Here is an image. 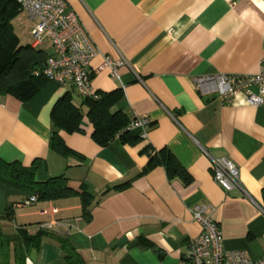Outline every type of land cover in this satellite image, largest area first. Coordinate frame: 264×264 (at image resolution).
I'll list each match as a JSON object with an SVG mask.
<instances>
[{
	"label": "crops",
	"instance_id": "1",
	"mask_svg": "<svg viewBox=\"0 0 264 264\" xmlns=\"http://www.w3.org/2000/svg\"><path fill=\"white\" fill-rule=\"evenodd\" d=\"M99 54L90 62L94 90H121L113 110L132 120H151L145 139L107 146L91 138L84 116L81 132L59 131L81 157L50 149L52 109L69 93L86 111L84 98L70 84L49 81L30 100L0 94V159L25 167L41 159L38 181L64 176L68 185L90 193L89 217L79 196L25 204L27 193L0 183V215L11 204L13 219L0 222L6 234L18 228L47 233L24 264H177L187 241L200 233L193 209L204 206L219 224L226 250L264 255V106L254 107L238 93L221 104L216 92H200L195 77L216 73L253 74L264 58V0H65ZM30 44L33 24L16 19ZM15 31V26L13 24ZM21 42V40H20ZM53 54L48 39L36 45ZM102 55L127 65L117 76L97 71ZM133 134L138 135V130ZM169 149L191 180L169 178L164 167L147 172L149 156ZM225 157L239 169L241 187L229 193L214 181L211 158ZM126 184L124 187H118ZM251 197L253 201L248 198ZM262 209H260V207ZM58 237L67 239L70 251ZM14 263L13 253L10 263Z\"/></svg>",
	"mask_w": 264,
	"mask_h": 264
},
{
	"label": "trees",
	"instance_id": "2",
	"mask_svg": "<svg viewBox=\"0 0 264 264\" xmlns=\"http://www.w3.org/2000/svg\"><path fill=\"white\" fill-rule=\"evenodd\" d=\"M19 14L15 0H0V94L11 96L20 102L30 100L49 80L42 74L47 54L30 44H21L13 28V20ZM95 97H83L86 111L72 102L69 93L57 100L52 112V131L49 138L51 150L61 156L81 157L69 148L59 135V131L67 133L81 132V122L84 116L92 125L91 138L101 146H107L115 138L125 143L132 138H138L128 129L129 119L121 110H113L122 97L121 90L110 93L97 91ZM155 165L164 167L169 178H179L188 184L191 177L167 148L158 150L149 156V161L142 172H147ZM46 169L41 159H35L25 167L19 161L6 162L0 159V183L17 191L27 193V198L35 195L37 200H56L79 196L83 206V215L89 217L88 205L91 201L90 193L84 185L74 190L68 185L64 176L52 177L46 181H38L37 173ZM121 184L118 187H124ZM13 211L8 204L4 215H0V222L11 221ZM47 236L43 230L29 234L26 229L18 228L13 234H6L0 225V264H9L13 253L15 264H24L25 258L32 250L40 249L42 239ZM61 248L70 251L65 238L57 239ZM71 259V253H66Z\"/></svg>",
	"mask_w": 264,
	"mask_h": 264
},
{
	"label": "built area",
	"instance_id": "3",
	"mask_svg": "<svg viewBox=\"0 0 264 264\" xmlns=\"http://www.w3.org/2000/svg\"><path fill=\"white\" fill-rule=\"evenodd\" d=\"M15 1L19 13H26L33 22L30 29L33 45L36 46L46 39L51 43L53 54L47 57L42 69L44 77L62 85H72L82 97L96 98L97 92L91 83L89 67L99 51L77 15L67 10L66 1ZM124 65H127V61L123 56L113 60L102 55V63L97 71L106 69L111 76H117L118 68ZM194 84L200 92H216L222 105L230 103L241 93L248 105L264 106V58L261 59L256 73L203 75L195 77ZM150 122L147 116L135 117L130 121L128 129L138 130V136L145 139ZM211 170L214 181L225 193L241 187L239 169L228 158H211ZM245 195L253 201L249 195ZM36 201L37 197L31 195L24 203L28 205ZM192 212L200 226V233L187 241L186 249L177 264H264V255L253 260L244 250H226L219 224L211 218L206 207H195Z\"/></svg>",
	"mask_w": 264,
	"mask_h": 264
},
{
	"label": "rangeland",
	"instance_id": "4",
	"mask_svg": "<svg viewBox=\"0 0 264 264\" xmlns=\"http://www.w3.org/2000/svg\"><path fill=\"white\" fill-rule=\"evenodd\" d=\"M15 19H16V18H15ZM13 24H14V26H15V32H17V34H18L19 36H21V34H25V35H27V32H26L25 27H24V26L20 27V26L18 25V21H17V22H16V20L13 21ZM20 40H21L20 43H22V42H23V41H22L23 38L21 37ZM32 42H33V41H32ZM32 252H33V251H32ZM33 256H35L34 252H33Z\"/></svg>",
	"mask_w": 264,
	"mask_h": 264
}]
</instances>
